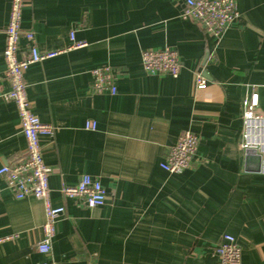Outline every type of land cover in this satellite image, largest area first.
<instances>
[{
  "label": "crops",
  "instance_id": "0c3cea01",
  "mask_svg": "<svg viewBox=\"0 0 264 264\" xmlns=\"http://www.w3.org/2000/svg\"><path fill=\"white\" fill-rule=\"evenodd\" d=\"M234 1L238 17L217 39L181 18L185 0H25L22 30L38 50L65 49L71 32L85 47L25 73L32 113L55 130L40 141L50 200L64 214L50 253L38 255L43 204L15 199L0 176V237L16 236L0 244V264H219L226 234L241 264H264V174L259 149L241 148L250 93L264 118V0ZM10 3L0 0V94ZM165 47L178 54L177 78L142 69V51ZM101 66L116 75L114 95L91 92L89 71ZM183 131L199 144L189 168L170 175L159 165ZM24 158L17 111L0 100V167ZM83 175L105 189L103 206L61 195Z\"/></svg>",
  "mask_w": 264,
  "mask_h": 264
},
{
  "label": "built area",
  "instance_id": "2783aa9c",
  "mask_svg": "<svg viewBox=\"0 0 264 264\" xmlns=\"http://www.w3.org/2000/svg\"><path fill=\"white\" fill-rule=\"evenodd\" d=\"M25 0H11L8 20L5 27L3 62L7 91L0 94V100L13 104L18 115L20 132L25 140V158L11 166L0 167V176L14 198L22 200L27 197L38 199L43 204L45 221L41 227L42 238L34 245V252L40 256L48 255L55 235V224L64 214L63 207H54L50 200L49 176L50 169L43 160L41 138L51 139L54 128L42 123L30 108L27 99L25 73L31 65L56 58L62 53L80 50L85 43L76 42L74 32L69 34L70 45L58 51H40L34 44L33 34L22 30V12ZM238 17L234 0H185L181 18L198 24L208 35L220 38ZM22 37L26 47L20 49ZM141 66L149 75H168L177 78L181 64L178 54L170 47L148 49L141 52ZM91 76V92L101 94L107 92L114 95L117 91L116 75L109 66H101L89 71ZM207 80L202 71L195 74L196 90H204ZM243 124L245 142L243 150L251 147L259 149L255 153L259 158V172L264 174V118L254 113L258 106L257 94L250 93L243 102ZM94 128V126L92 125ZM199 139L190 131H183L165 155L159 167L165 173L178 175L189 168L196 153ZM61 195L68 200H79L88 208L104 205L107 193L100 182L83 175L73 186H63ZM16 236L0 237V244L14 240ZM219 264H241V251L231 235H223L214 249ZM38 264H46L40 262Z\"/></svg>",
  "mask_w": 264,
  "mask_h": 264
},
{
  "label": "water",
  "instance_id": "95a60500",
  "mask_svg": "<svg viewBox=\"0 0 264 264\" xmlns=\"http://www.w3.org/2000/svg\"><path fill=\"white\" fill-rule=\"evenodd\" d=\"M205 62V61H204ZM257 160H259V159H257Z\"/></svg>",
  "mask_w": 264,
  "mask_h": 264
}]
</instances>
